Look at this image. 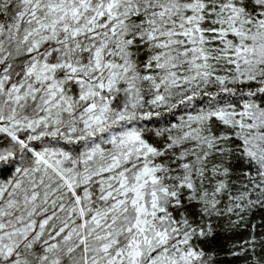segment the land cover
Returning a JSON list of instances; mask_svg holds the SVG:
<instances>
[{
	"label": "snow or ice",
	"instance_id": "6c2138e0",
	"mask_svg": "<svg viewBox=\"0 0 264 264\" xmlns=\"http://www.w3.org/2000/svg\"><path fill=\"white\" fill-rule=\"evenodd\" d=\"M0 264H264V0H0Z\"/></svg>",
	"mask_w": 264,
	"mask_h": 264
}]
</instances>
